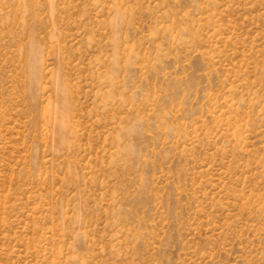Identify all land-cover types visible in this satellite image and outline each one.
<instances>
[{"label":"rangeland","instance_id":"1","mask_svg":"<svg viewBox=\"0 0 264 264\" xmlns=\"http://www.w3.org/2000/svg\"><path fill=\"white\" fill-rule=\"evenodd\" d=\"M0 264H264V0H0Z\"/></svg>","mask_w":264,"mask_h":264}]
</instances>
